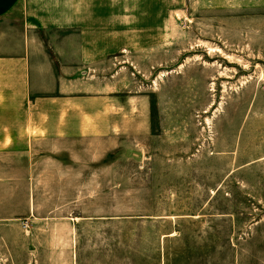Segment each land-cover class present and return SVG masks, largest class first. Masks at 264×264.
Segmentation results:
<instances>
[{
    "label": "rangeland",
    "instance_id": "1",
    "mask_svg": "<svg viewBox=\"0 0 264 264\" xmlns=\"http://www.w3.org/2000/svg\"><path fill=\"white\" fill-rule=\"evenodd\" d=\"M176 21L160 63L115 67V137L0 170V264H264V16Z\"/></svg>",
    "mask_w": 264,
    "mask_h": 264
},
{
    "label": "crops",
    "instance_id": "2",
    "mask_svg": "<svg viewBox=\"0 0 264 264\" xmlns=\"http://www.w3.org/2000/svg\"><path fill=\"white\" fill-rule=\"evenodd\" d=\"M230 10L254 24L264 0H0V170L34 166L40 143L115 137L130 93L115 67L160 63L178 17Z\"/></svg>",
    "mask_w": 264,
    "mask_h": 264
}]
</instances>
